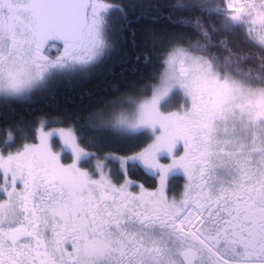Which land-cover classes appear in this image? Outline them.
I'll list each match as a JSON object with an SVG mask.
<instances>
[{
  "label": "snow or ice",
  "instance_id": "obj_1",
  "mask_svg": "<svg viewBox=\"0 0 264 264\" xmlns=\"http://www.w3.org/2000/svg\"><path fill=\"white\" fill-rule=\"evenodd\" d=\"M162 8L0 0V104L92 72L137 9L171 29L146 32L160 50L150 95L117 96L67 127L0 128V264H264V0ZM172 99L184 103L162 110ZM106 135L151 142L119 156L99 150Z\"/></svg>",
  "mask_w": 264,
  "mask_h": 264
},
{
  "label": "trees",
  "instance_id": "obj_2",
  "mask_svg": "<svg viewBox=\"0 0 264 264\" xmlns=\"http://www.w3.org/2000/svg\"><path fill=\"white\" fill-rule=\"evenodd\" d=\"M136 3L137 0H124ZM147 3L149 0H142ZM155 9H160L167 0H150ZM140 9L129 15L130 27L124 32L123 37H118L117 43L110 57L99 67L86 75L75 76L70 79L59 80L44 91L35 95L27 104H0V128L19 123L21 121L36 125L40 118H46V128L67 127L74 124L78 118H85L91 112L105 109L109 100L125 94L149 95L151 90H144V86L155 83L153 75L159 71L157 57L159 48H152L146 38V32L151 30L158 36L167 34L171 29L166 21L160 19L153 22L147 17H140ZM135 32V42L131 33ZM149 56L151 63H146L144 57ZM139 57V59H137ZM120 91L116 92L115 89ZM182 99H172L165 108H177ZM29 140L27 142H34ZM150 140L143 136L136 138H116L106 135L99 141V150L103 153L114 155H130L145 147ZM19 142V141H18ZM59 145V140H54V146ZM97 151L96 148L90 149ZM71 157L65 153L63 161ZM133 179L144 183L151 188L153 181L141 172Z\"/></svg>",
  "mask_w": 264,
  "mask_h": 264
},
{
  "label": "rangeland",
  "instance_id": "obj_3",
  "mask_svg": "<svg viewBox=\"0 0 264 264\" xmlns=\"http://www.w3.org/2000/svg\"><path fill=\"white\" fill-rule=\"evenodd\" d=\"M53 54H55V50H53ZM149 95H150V94H149ZM183 103H184V101H181V104H183ZM180 106H181V105H180ZM180 106H179V107H180ZM179 107H177V108H170V109L164 107L162 110H164V111H177ZM51 129H53V128H46V127H45V130H46V131L51 130ZM35 142H37V141H34V142H32V143H35ZM150 142H151V141H149V143H150ZM53 145H54V141H53ZM61 147H62V144H61L60 141H59V145H57V147L54 146V148H55L56 151H60V150H61ZM132 154H133V153H132ZM130 155H131V154H130ZM62 160H63V156H62ZM164 161H165V159H162L161 162H164ZM63 162H64V163H70V162H71V159H70L69 161H66V162L63 161Z\"/></svg>",
  "mask_w": 264,
  "mask_h": 264
},
{
  "label": "flooded vegetation",
  "instance_id": "obj_4",
  "mask_svg": "<svg viewBox=\"0 0 264 264\" xmlns=\"http://www.w3.org/2000/svg\"><path fill=\"white\" fill-rule=\"evenodd\" d=\"M167 162H169V161H167L166 159H165V161L164 162H162V163H167ZM182 182V181H181ZM177 192H179L180 191V189L179 188H177V190H176Z\"/></svg>",
  "mask_w": 264,
  "mask_h": 264
}]
</instances>
